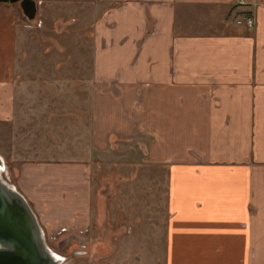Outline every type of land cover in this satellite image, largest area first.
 I'll return each instance as SVG.
<instances>
[{"label": "crops", "instance_id": "obj_1", "mask_svg": "<svg viewBox=\"0 0 264 264\" xmlns=\"http://www.w3.org/2000/svg\"><path fill=\"white\" fill-rule=\"evenodd\" d=\"M95 1L90 150L146 139L143 160L167 178L164 264H264V0ZM16 21L0 3V123L14 112ZM90 175L86 159L18 165L49 240L85 242Z\"/></svg>", "mask_w": 264, "mask_h": 264}, {"label": "rangeland", "instance_id": "obj_2", "mask_svg": "<svg viewBox=\"0 0 264 264\" xmlns=\"http://www.w3.org/2000/svg\"><path fill=\"white\" fill-rule=\"evenodd\" d=\"M95 2L39 0L32 21L16 6L14 112L0 123L5 176L15 183L24 160L86 159L91 222L81 239L90 250L74 256L70 248L76 241L46 238L66 256L62 264H164V167L143 160L137 141L146 139L140 133L114 137L101 151L89 147Z\"/></svg>", "mask_w": 264, "mask_h": 264}, {"label": "water", "instance_id": "obj_3", "mask_svg": "<svg viewBox=\"0 0 264 264\" xmlns=\"http://www.w3.org/2000/svg\"><path fill=\"white\" fill-rule=\"evenodd\" d=\"M15 2L27 19L34 18L35 0H0L7 4ZM5 169L0 154V264L64 263L66 256L48 245L35 211L15 184L6 179Z\"/></svg>", "mask_w": 264, "mask_h": 264}, {"label": "flooded vegetation", "instance_id": "obj_4", "mask_svg": "<svg viewBox=\"0 0 264 264\" xmlns=\"http://www.w3.org/2000/svg\"><path fill=\"white\" fill-rule=\"evenodd\" d=\"M36 1V14H35V16H34V18H32V19H27V17L25 16V18L28 20V21H32V20H34L36 17H37V9H38V3H39V0H35ZM12 4H15L16 6H18L19 7V4H18V2H15V3H12ZM20 8V7H19ZM21 9V8H20ZM21 12H22V10H21ZM97 17H96V15H95V19H96ZM95 21V20H94ZM94 21H93V25H94ZM93 25H92V37H93ZM92 63H93V54H92ZM113 140V139H112ZM7 169V168H6ZM65 241H67V240H65ZM68 242V241H67ZM69 243V242H68ZM82 244H85V242H81L78 246H76L75 248H73V247H71L70 248V254L71 255H77L78 253H83V254H87L88 253V250L89 249H87V245H85V247H82ZM83 250H86V252H84Z\"/></svg>", "mask_w": 264, "mask_h": 264}, {"label": "built area", "instance_id": "obj_5", "mask_svg": "<svg viewBox=\"0 0 264 264\" xmlns=\"http://www.w3.org/2000/svg\"><path fill=\"white\" fill-rule=\"evenodd\" d=\"M238 23H242L247 26V27H251L253 25V19L251 16H246L243 20H237ZM7 173V169H5V171L3 172L4 176ZM6 177V176H5ZM7 178V177H6ZM62 231H66L65 227L60 228V230L57 232V235L59 236ZM82 247H85V244H82Z\"/></svg>", "mask_w": 264, "mask_h": 264}]
</instances>
